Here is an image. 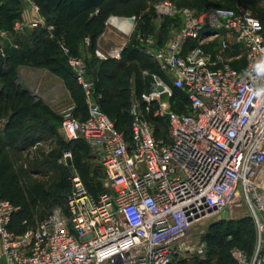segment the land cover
I'll return each mask as SVG.
<instances>
[{"label": "built area", "instance_id": "built-area-1", "mask_svg": "<svg viewBox=\"0 0 264 264\" xmlns=\"http://www.w3.org/2000/svg\"><path fill=\"white\" fill-rule=\"evenodd\" d=\"M27 2L32 16L15 23L12 33L45 28L53 36L54 26L38 4ZM160 10L171 14V3L165 0ZM182 12L183 24L165 46L151 52L154 37H137L158 71L149 90L131 104L128 135L101 109L86 57L73 54L63 36L58 40L87 109L81 120L69 107L60 132L68 143L82 140L95 151L106 189L91 193L75 173L67 213L52 212L22 233L11 228L18 208L0 194L2 264H174L196 251L193 226L223 220L224 211L240 208L255 223L257 239L251 253L233 247L231 259L264 264V27L243 8ZM117 22L124 23L109 16L105 24L131 37L134 26L124 23L123 30ZM9 33L0 29L3 57ZM82 44L89 48L90 37ZM121 52L96 48L94 55L120 60ZM16 83L35 102L53 105L61 95L58 87L46 92ZM175 90L181 91L186 112L172 107ZM149 116L168 123L169 141L156 136ZM4 125L0 120V131ZM71 156L63 155L67 166Z\"/></svg>", "mask_w": 264, "mask_h": 264}, {"label": "rangeland", "instance_id": "rangeland-1", "mask_svg": "<svg viewBox=\"0 0 264 264\" xmlns=\"http://www.w3.org/2000/svg\"><path fill=\"white\" fill-rule=\"evenodd\" d=\"M164 1L108 0L103 5L104 11L111 12L110 15L113 17H127L125 15H130L128 17L135 16L140 21L142 28L134 30L130 38L128 35L106 24L105 29L110 33H114L111 34L112 38L121 41L130 39L128 42L129 47L137 43L139 47H142V54L144 53L145 58L148 56L154 66L157 65L155 58L152 53L148 52V47L145 44L143 45L137 37L139 35L148 37L156 34V37L163 40L162 43H165L175 31L181 28L183 24L182 11L185 9L199 11L212 6L243 8L261 18L264 27V0H166L171 3V14H165L160 10V5ZM28 6L27 0H0V29L11 32L9 33L10 41L5 42L8 48L11 43L25 41L31 35V31H33L27 28L19 34L12 33L15 23H23L31 18L32 12ZM91 16V12L83 11L71 21L64 22L61 16L54 12L53 14L49 13L47 18L50 23H53L57 27L58 33L61 34L64 31H72V25L87 21ZM142 31L144 34H142ZM65 34L63 37H65V41L67 42ZM70 35V43L74 45L80 43L78 39L80 35L77 32ZM50 37L54 39L56 36L53 34ZM58 37L59 40L62 34ZM161 47L163 46L155 44L149 50L152 52L153 49L156 51ZM58 52L59 56L65 57L60 48ZM57 67V72L44 69L42 77L37 79L39 88L42 91H49L57 86L61 90L59 100H56L53 105L42 101L51 109L49 114H46L47 110L42 108L35 110L37 119L45 121L46 124L52 127V130L49 129L47 133H44L40 137L19 142H13L5 136L0 135V141L6 139L9 142V147L3 148L0 163L3 160L10 163L11 168L7 174L14 176V183L10 189H14L15 187L18 189L15 191L17 193L15 194L16 197L10 198L11 203L18 208L14 219L17 223L22 219H28L33 223L39 222L52 212L64 211L68 194L72 188L70 178L75 173L80 175L79 167L85 169L87 173L85 180L82 177L81 180L86 187L88 186L89 190L96 193L106 189L103 169L95 151L82 143L80 145L68 143L61 135L60 126L64 112L69 107H73V114L76 116L78 104L81 101V91L73 75L71 76L67 70L69 66L67 65L65 68L61 62H58ZM116 67L115 65L110 66L113 71L116 70ZM131 69L134 70L128 74V70ZM124 71L128 74H125V79L128 82V90L125 95L128 96L130 103H133L140 98L143 92L149 89L152 81L151 75L155 72L154 69L140 68V65L134 61L127 64ZM124 71L119 72V74L122 75ZM21 80L22 83L25 82L23 79ZM31 84L35 85V87L37 86L36 83ZM31 84L29 83V85ZM1 86L2 80H0ZM100 99L101 95L99 101ZM171 104L177 112L187 111L182 94L178 95L174 92ZM114 109H117L118 113L122 112L117 107H114ZM109 115L120 128L121 132L125 133L128 130L129 117H126V121L123 117L116 114L109 113ZM0 120L5 121L4 116L0 117ZM151 124L157 137L169 141V125L166 121H159L157 123L151 120ZM2 143L0 142V144ZM69 151L72 155V166H67L63 160V155ZM0 185H2V181H0ZM237 211L241 213H237ZM237 211L235 213L224 211L222 213L223 220L215 221L216 218L214 217L212 220L200 222L193 226L190 230V238L192 246L196 251L194 254L187 255L188 259L182 261V263H179L177 260L174 264H233L230 256V250L233 247H238L247 253H251L257 239L256 226L249 217L246 208H240ZM198 249H201L202 253H199ZM0 264H2L1 252Z\"/></svg>", "mask_w": 264, "mask_h": 264}, {"label": "trees", "instance_id": "trees-1", "mask_svg": "<svg viewBox=\"0 0 264 264\" xmlns=\"http://www.w3.org/2000/svg\"><path fill=\"white\" fill-rule=\"evenodd\" d=\"M34 1L40 7L42 15L46 17L48 25H53V23H50L48 21L47 16L49 15V13L53 14L54 12H56L61 16L64 22H69L74 19V17H76L80 12H91L92 16L87 21H84L77 25H72V31H64L61 34L62 36H64V34L66 33V40L73 54L78 53L77 49L82 45L83 38L85 36L90 37L91 46L88 48V51L92 56L91 59L87 60L89 68L88 74L96 80V92L101 95V99L99 101L100 107L108 115L109 113L116 114L117 116L123 117L125 120L126 117H129L130 122L127 128L128 130L125 131V134L128 135L131 123L129 110L132 103H130L128 96L125 95L126 91L128 90V82L127 79H125V74L127 73L124 71L126 65L134 61L140 65V68L146 67V69L149 70L154 69V72L158 71L157 65L154 66L152 60L148 56L145 58L144 53L142 54V47H139L137 43L132 47H129V45L127 44V46L121 52L120 60L109 59L106 61H100L95 57L94 50L96 49L97 38L103 33L105 29V22L107 18L111 16V12H106L103 9V5L108 0ZM96 10H98V14L95 15L94 12ZM125 16L128 17L130 15ZM259 19L262 22L261 18ZM57 30V27L54 26L53 33L54 36H56L54 39H52L53 37H50L49 32L45 28L33 30L31 31V35H29L25 41L18 42L17 49L11 47L6 48L5 57H2L0 53V80H2V86L0 87V117L4 116L5 119V125L4 128L0 131V135L5 136L7 139L12 140L13 142L26 141L34 137H40L44 135V133H47L49 129L52 130V127L49 124H46L45 121L38 120V117L35 113V110L42 108L47 110V112H45L46 114H49V111L51 109L42 101L35 102L31 95L16 83V80L18 76V69L19 67L23 66L57 72V64L58 62H61V64H63V67L66 68V58L61 57L58 54V36H60L61 34H59ZM71 32H77L80 35L78 38L80 43H76L74 45L73 43L69 42V38L71 36L70 34H73ZM142 34H144L143 31ZM30 44L32 45V47L29 46ZM112 65L117 66L115 71L110 68V66ZM232 66L237 67L238 65L236 63H233ZM67 70L72 76V73L68 67ZM133 70L134 69L128 70V74H130V72H132ZM121 71H124L122 75L119 74V72ZM79 90L81 91V101L78 104V112L76 114V117L84 120L87 117V109L81 87H79ZM175 93L178 95L182 94L179 90H175ZM114 107H117L123 113H118V111H116L117 109H114ZM149 119L157 123L160 121L157 119H152L151 116H149ZM115 126L120 131V128L116 123ZM0 142H3L2 144H0L1 156L3 148L9 147V142L6 139H3V141ZM80 143L86 145L82 140L75 141L71 144L80 145ZM72 165L73 162L70 166ZM10 168L11 166L9 162L5 160L1 161L0 181H2V185H0V194L2 198L12 202L10 198L13 199L16 197L15 194L17 193H15V191H17L18 189L16 187L14 189H10L12 187V184L14 183V176L7 174ZM79 169L80 177H82V179L84 178L85 180V175L87 174L85 169L81 167H79ZM89 191L95 195L99 193H94L91 190ZM64 208V211L61 212L66 214L67 202L65 203ZM16 214L13 217L11 228L17 233H22L29 227H35L38 222L36 221L35 223H33L28 219H22L19 223H17L14 220ZM24 221L26 223H23ZM179 263H182V261H179ZM233 264L235 263L233 262Z\"/></svg>", "mask_w": 264, "mask_h": 264}, {"label": "crops", "instance_id": "crops-1", "mask_svg": "<svg viewBox=\"0 0 264 264\" xmlns=\"http://www.w3.org/2000/svg\"><path fill=\"white\" fill-rule=\"evenodd\" d=\"M96 11H98V10H96ZM95 12H94V14L96 15ZM133 17H135V16H133ZM135 19H136V21H135V25H134V30H136L137 28L141 29L142 25L140 24V21H138V19L136 17H135ZM106 30L107 29H104L102 37L99 36L100 38L99 37H98L99 39L97 38L96 48H101V49H103L105 51H108L109 49H111L113 47H120L123 50L127 46V44H128L130 39H125L124 41H121V40H118L116 38H112L111 34H114V33L113 32L110 33V32H108ZM152 35H153L154 39L156 40L157 46H165V44L169 40V39H167V41L165 43H162L163 40L157 38L156 34H152ZM107 42H109V43H107ZM15 44L17 45V47L15 49H17L18 48V43H15ZM5 46H6V48H8V45H5ZM29 46L32 47L31 44ZM10 47H11V45H10ZM11 48H14V47H11ZM77 52L78 53L76 55L84 56V57H86L87 60L91 59L92 55H90V53L88 51V48H85L83 46V44L77 49ZM43 73H44V69H40L39 70L38 68H32V67L23 66V67H19V69H18L17 79H19L21 82H22L21 79H23L25 81L23 83L26 85L27 88H35V85H32L31 83H36L37 86H39L38 83H37V79L39 77H42ZM29 83L31 85H29ZM58 88H60V87H58ZM44 91L47 92V90H44Z\"/></svg>", "mask_w": 264, "mask_h": 264}, {"label": "water", "instance_id": "water-1", "mask_svg": "<svg viewBox=\"0 0 264 264\" xmlns=\"http://www.w3.org/2000/svg\"><path fill=\"white\" fill-rule=\"evenodd\" d=\"M122 22L126 23L127 25L133 27L135 25V17H118ZM161 88H159L160 90Z\"/></svg>", "mask_w": 264, "mask_h": 264}, {"label": "bare ground", "instance_id": "bare-ground-1", "mask_svg": "<svg viewBox=\"0 0 264 264\" xmlns=\"http://www.w3.org/2000/svg\"><path fill=\"white\" fill-rule=\"evenodd\" d=\"M116 24H117L120 28H122L123 30H127V26H125L124 23L117 22Z\"/></svg>", "mask_w": 264, "mask_h": 264}]
</instances>
